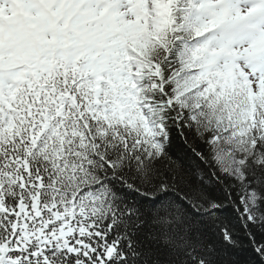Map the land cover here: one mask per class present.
Wrapping results in <instances>:
<instances>
[{
  "label": "snow or ice",
  "instance_id": "1",
  "mask_svg": "<svg viewBox=\"0 0 264 264\" xmlns=\"http://www.w3.org/2000/svg\"><path fill=\"white\" fill-rule=\"evenodd\" d=\"M0 264H264V0H0Z\"/></svg>",
  "mask_w": 264,
  "mask_h": 264
},
{
  "label": "trees",
  "instance_id": "2",
  "mask_svg": "<svg viewBox=\"0 0 264 264\" xmlns=\"http://www.w3.org/2000/svg\"><path fill=\"white\" fill-rule=\"evenodd\" d=\"M237 255L239 256V258H240L241 260H244V259H246V258L248 257L249 253H248L247 250L242 249V250H240V251L237 253Z\"/></svg>",
  "mask_w": 264,
  "mask_h": 264
}]
</instances>
